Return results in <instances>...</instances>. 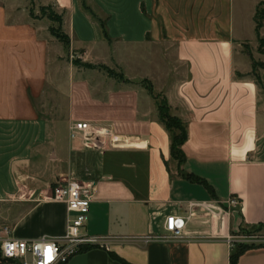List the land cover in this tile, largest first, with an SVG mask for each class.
<instances>
[{
	"label": "crops",
	"instance_id": "obj_1",
	"mask_svg": "<svg viewBox=\"0 0 264 264\" xmlns=\"http://www.w3.org/2000/svg\"><path fill=\"white\" fill-rule=\"evenodd\" d=\"M248 1L0 0V234L62 237L66 206L48 198L73 180L89 189L84 233L107 247L67 264H230L231 234L264 224V91L250 73L264 54L243 48H258L262 0ZM33 2L62 14L67 44L31 15ZM147 81L186 124L183 164L170 158ZM76 120L108 124L128 143L86 148L69 137ZM82 159L93 177L81 181L71 171ZM171 214L187 218L183 237L150 240ZM237 264H264V248Z\"/></svg>",
	"mask_w": 264,
	"mask_h": 264
},
{
	"label": "built area",
	"instance_id": "obj_2",
	"mask_svg": "<svg viewBox=\"0 0 264 264\" xmlns=\"http://www.w3.org/2000/svg\"><path fill=\"white\" fill-rule=\"evenodd\" d=\"M69 137L79 139L86 148L104 149L112 142V127L86 120L73 121L69 126ZM108 145V146H109ZM88 188L76 181H57L51 189L49 200L64 203L67 210L65 233L60 238L42 236L33 240L14 239L7 227L0 234V261H18L19 264H67L68 261L86 247H107L104 240L89 237L84 233L88 220ZM239 202L230 198L229 207H236ZM221 212V209L218 210ZM187 218L171 214L164 218L163 235H156L150 240L173 242L181 239L187 226ZM231 241V245H232Z\"/></svg>",
	"mask_w": 264,
	"mask_h": 264
},
{
	"label": "trees",
	"instance_id": "obj_3",
	"mask_svg": "<svg viewBox=\"0 0 264 264\" xmlns=\"http://www.w3.org/2000/svg\"><path fill=\"white\" fill-rule=\"evenodd\" d=\"M40 16H45L53 22H56V26L51 25L49 31L60 41L67 44L69 42L68 36L62 31V14L55 12L50 5L40 6L39 7ZM255 22V35L259 43L260 52L264 53V38L259 35V29L263 25L264 21V0L260 1L253 15ZM78 61L75 60V63ZM85 67H93L91 64H84ZM98 67L103 68V65ZM108 74L110 75H119L114 74L110 69L104 67ZM257 68H264V61H253L251 74ZM249 73V74H250ZM237 76H243L239 72H236ZM255 82L262 88L264 91V83L261 81V78L258 73H253ZM149 93L153 97L155 106H156V115L158 121L164 126L165 130L168 132L170 137V158L177 162V164H183L185 161V155L182 150V145L187 139V129L186 124L178 116L170 112V106L166 97L160 93H154L153 89L149 87ZM203 183V182H202ZM243 233H257L259 231H264V224H258L254 226H241ZM233 234V233H232ZM264 248V244H235L231 245V252L229 255V263L237 264L239 257L245 252L253 249ZM1 262H4L1 261Z\"/></svg>",
	"mask_w": 264,
	"mask_h": 264
},
{
	"label": "rangeland",
	"instance_id": "obj_4",
	"mask_svg": "<svg viewBox=\"0 0 264 264\" xmlns=\"http://www.w3.org/2000/svg\"><path fill=\"white\" fill-rule=\"evenodd\" d=\"M248 0H246V4H245V7H248ZM31 15L33 17H36V16H40V12H39V6L35 5V3L33 2L31 4ZM37 12V14H36ZM53 26H56V22H52L51 23ZM256 40V39H255ZM254 39L251 40L252 43H256L257 41H255ZM259 48V43H258V46ZM243 48L247 51V52H251V55L254 54V56H258L257 53L260 52V50L258 48H254V46L246 43V44H243ZM262 53V52H261ZM264 54V53H263ZM74 57H76V55H74ZM74 57H71L70 54L68 53L67 54V59L70 60ZM75 60H77V58L73 59V63H75ZM263 61H264V55H263ZM75 64H79L80 66H83V64L81 63H75ZM168 67V70H173L174 69V65H171L168 64L167 65ZM132 70V68H130ZM175 70V69H174ZM173 70V71H174ZM258 70L259 68H257L254 72L255 73H258ZM111 71L115 74V73H119L118 71H116L115 68L111 69ZM253 72V73H254ZM252 73V74H253ZM122 74V73H120ZM151 81H147L144 84L147 85V88L152 87L151 86ZM148 92V91H147ZM154 93H159V92H156L155 90H153ZM161 94V93H160ZM151 96V95H150ZM152 97V96H151ZM153 98V97H152ZM154 100V99H153ZM118 132H114L112 134V139L110 140L112 143L108 146V148L110 149H123L124 146H126V144L128 143L127 142V138L125 137H121L119 136V133L117 134ZM83 161L81 162V164H79V166L74 169V171H71V175H73L74 178H76L77 180H88V179H91L93 177V175L91 174L90 172V168H89V164H88V161H85L84 159H82ZM81 180V181H82ZM80 185H83L82 182H79ZM83 187L86 188L85 185H83ZM242 231V228H238L237 231H235L233 234H231V241L235 244H264V231H259L257 233H252V234H249V233H243L241 232Z\"/></svg>",
	"mask_w": 264,
	"mask_h": 264
}]
</instances>
